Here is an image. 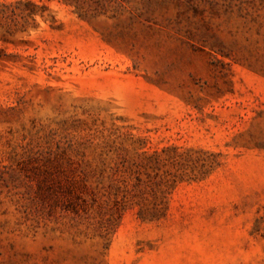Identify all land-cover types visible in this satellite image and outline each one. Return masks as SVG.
Returning <instances> with one entry per match:
<instances>
[{
  "label": "rangeland",
  "instance_id": "obj_1",
  "mask_svg": "<svg viewBox=\"0 0 264 264\" xmlns=\"http://www.w3.org/2000/svg\"><path fill=\"white\" fill-rule=\"evenodd\" d=\"M0 264H264V0H0Z\"/></svg>",
  "mask_w": 264,
  "mask_h": 264
}]
</instances>
